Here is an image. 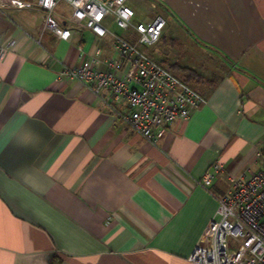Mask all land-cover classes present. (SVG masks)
<instances>
[{
	"label": "crops",
	"instance_id": "crops-1",
	"mask_svg": "<svg viewBox=\"0 0 264 264\" xmlns=\"http://www.w3.org/2000/svg\"><path fill=\"white\" fill-rule=\"evenodd\" d=\"M151 4L194 58L164 53L161 34L156 61L206 98L153 143L123 122L126 105L58 76L80 63L77 47L113 57L108 37L62 1L53 17L69 39L39 36V9L0 10V264H193L229 178L261 169L264 0Z\"/></svg>",
	"mask_w": 264,
	"mask_h": 264
},
{
	"label": "built area",
	"instance_id": "built-area-1",
	"mask_svg": "<svg viewBox=\"0 0 264 264\" xmlns=\"http://www.w3.org/2000/svg\"><path fill=\"white\" fill-rule=\"evenodd\" d=\"M59 1L74 9L71 21H83L85 28L98 37H108L114 56L103 57L100 48L86 54L77 47L80 63L59 69L58 76L82 83L94 95L101 96L107 106L126 105L128 111L122 120L136 134L153 143L166 126L185 121L192 111L206 103L204 95L142 49L159 40L166 16L157 10L150 22L135 24L131 22L134 11L128 0H0V10L39 9L42 12L39 36L46 31L69 39L71 30L62 28L53 17ZM151 8L157 7L151 4ZM112 25L134 41L110 31ZM14 43L11 40L8 46ZM259 159L260 170L229 178V186L217 199L215 216L208 225L211 243L206 248L196 247L188 257L189 262L264 264V149L259 152ZM222 169L220 163H213L203 186L209 185ZM230 240L237 244L239 253L234 256L230 255L234 249Z\"/></svg>",
	"mask_w": 264,
	"mask_h": 264
},
{
	"label": "rangeland",
	"instance_id": "rangeland-1",
	"mask_svg": "<svg viewBox=\"0 0 264 264\" xmlns=\"http://www.w3.org/2000/svg\"><path fill=\"white\" fill-rule=\"evenodd\" d=\"M60 2V1H59ZM64 2V1H63ZM151 1L147 2V0H128L127 4L128 6L134 11V17L131 20L132 24H135L137 22H144V23H148L150 22L153 17L154 14L156 12H160L157 9H159V7L157 6V8L154 10L151 8ZM66 3V2H65ZM67 4V3H66ZM69 5V4H68ZM150 5V6H149ZM155 5V4H154ZM57 6V5H56ZM55 6V8H56ZM70 6V5H69ZM71 7V6H70ZM73 9V8H72ZM157 10V11H156ZM156 11V12H155ZM73 13H74V9L73 12L69 15V17H73ZM75 14V13H74ZM165 24L163 25L161 32H160V36L162 34L163 40L161 42V48L162 51L166 54H168V49H172L174 50L175 54H177V58L180 57L181 60H179L180 64L182 65H186V66H190L193 65V57L190 56V54L192 55L193 52L190 51V49L186 50L183 47V43L181 41L182 39V31L179 29V27L176 26L175 22L172 21L171 19H168V17H165ZM110 31L115 32L116 34L120 35V36H125L126 32L122 31L121 29L117 28L116 26L112 25L110 27ZM52 34V33H51ZM159 36V39L161 38ZM126 37V36H125ZM171 39L175 40V45H171ZM159 41V40H158ZM158 41L155 43L157 44ZM154 44V45H155ZM154 45L150 46V47H142V49L149 54H153L154 52V56H152L154 59L158 58V47L156 46L154 49L152 48ZM169 47V48H168ZM193 49V48H192ZM174 54V55H175ZM156 60V59H155ZM184 60V61H183ZM189 62V63H187ZM171 70V69H170ZM173 71V70H171ZM174 73H177L176 71H174ZM179 76V75H178ZM180 77V76H179ZM229 245L230 246H234L233 251L231 252L230 255L234 256L235 253L238 252V248H237V244L234 240H230L229 241ZM239 253V252H238Z\"/></svg>",
	"mask_w": 264,
	"mask_h": 264
},
{
	"label": "trees",
	"instance_id": "trees-1",
	"mask_svg": "<svg viewBox=\"0 0 264 264\" xmlns=\"http://www.w3.org/2000/svg\"><path fill=\"white\" fill-rule=\"evenodd\" d=\"M125 38L129 39L131 42H133V41H134V38H128V37H125ZM159 41H160V39H159ZM159 41H158V42H159ZM148 54H149V53H148ZM149 55H152V53H151V54H149ZM151 57H152V56H151ZM182 70H184V69L182 68ZM183 80H184V81H186L184 78H183Z\"/></svg>",
	"mask_w": 264,
	"mask_h": 264
}]
</instances>
